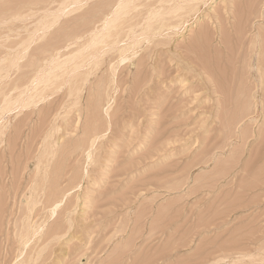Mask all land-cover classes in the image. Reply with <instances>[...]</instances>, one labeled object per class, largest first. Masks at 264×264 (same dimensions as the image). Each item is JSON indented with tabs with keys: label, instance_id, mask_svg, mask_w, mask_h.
<instances>
[{
	"label": "rangeland",
	"instance_id": "1",
	"mask_svg": "<svg viewBox=\"0 0 264 264\" xmlns=\"http://www.w3.org/2000/svg\"><path fill=\"white\" fill-rule=\"evenodd\" d=\"M0 264H264V0H0Z\"/></svg>",
	"mask_w": 264,
	"mask_h": 264
},
{
	"label": "bare ground",
	"instance_id": "2",
	"mask_svg": "<svg viewBox=\"0 0 264 264\" xmlns=\"http://www.w3.org/2000/svg\"><path fill=\"white\" fill-rule=\"evenodd\" d=\"M33 100H34L33 96H32V95H29V96L27 97V101H26V103H25L24 106H28L29 103L33 102Z\"/></svg>",
	"mask_w": 264,
	"mask_h": 264
}]
</instances>
